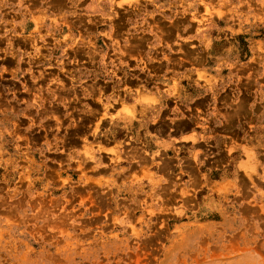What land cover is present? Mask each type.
Listing matches in <instances>:
<instances>
[{
  "label": "rangeland",
  "instance_id": "obj_1",
  "mask_svg": "<svg viewBox=\"0 0 264 264\" xmlns=\"http://www.w3.org/2000/svg\"><path fill=\"white\" fill-rule=\"evenodd\" d=\"M0 264H264V0H0Z\"/></svg>",
  "mask_w": 264,
  "mask_h": 264
}]
</instances>
